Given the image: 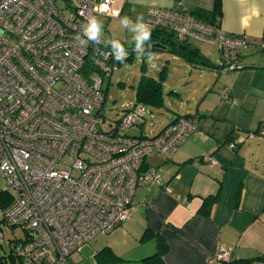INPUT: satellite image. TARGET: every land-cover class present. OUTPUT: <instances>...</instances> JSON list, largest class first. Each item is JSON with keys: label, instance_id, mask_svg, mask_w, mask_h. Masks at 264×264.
<instances>
[{"label": "built area", "instance_id": "built-area-1", "mask_svg": "<svg viewBox=\"0 0 264 264\" xmlns=\"http://www.w3.org/2000/svg\"><path fill=\"white\" fill-rule=\"evenodd\" d=\"M112 3L0 0V174L3 191L13 193L2 221L25 232L10 245L20 264L65 263L97 235L122 225L136 187L161 184V170H144L145 159L159 154L170 160L195 129L178 116L154 136L128 135L145 123L149 110L140 103L122 110L110 129L99 127L103 80L117 70L120 56L115 44L90 38L87 28L93 19L117 17ZM143 23L180 42L216 46L219 72L242 67L238 51L245 37L201 22L182 3L175 10L150 6L139 31ZM259 48L264 51V43ZM197 160L221 165L210 155ZM216 259L228 264L232 253L220 247Z\"/></svg>", "mask_w": 264, "mask_h": 264}, {"label": "crops", "instance_id": "crops-1", "mask_svg": "<svg viewBox=\"0 0 264 264\" xmlns=\"http://www.w3.org/2000/svg\"><path fill=\"white\" fill-rule=\"evenodd\" d=\"M214 2L113 0L111 8L118 16L106 18L137 23L150 6L175 10L178 3L194 16L195 11L211 12ZM220 6L218 26L246 40L238 51L242 67L236 71L219 72L220 53L211 44L188 41L202 57L192 64L167 45L162 44L164 50L150 48L159 41L147 39L135 52L118 50L115 41L104 42L97 35L104 45L115 44L118 64L133 52L145 53L144 58L150 52L167 54L166 73L172 64L178 65L190 83L178 93L187 94L188 101L153 135L178 116L190 119L195 129L170 160L159 154L145 159L144 170H161V184L136 187L122 225L97 235L65 263L56 264H226L216 259L220 247L231 251L233 261L264 255V51L259 48L264 43V0H220ZM230 143H236L235 148ZM204 155L221 165L197 160ZM215 195L216 202L206 206L205 199ZM158 239L164 250L154 262Z\"/></svg>", "mask_w": 264, "mask_h": 264}, {"label": "rangeland", "instance_id": "rangeland-1", "mask_svg": "<svg viewBox=\"0 0 264 264\" xmlns=\"http://www.w3.org/2000/svg\"><path fill=\"white\" fill-rule=\"evenodd\" d=\"M97 35L104 42H116L118 50L130 48L132 51H141L147 39H139L140 31L137 23L133 19L129 21L120 19H112L99 17L97 19ZM142 44V45H141ZM126 51V50H125ZM128 55V53H127ZM130 57H121L118 68L109 78H104L102 89L106 94V100L102 107L101 120L103 121L99 127L103 130L110 129L111 126L119 120L122 110L129 109L135 103L136 87L142 75L143 65L146 68V75L153 79L162 81V102L163 105L158 108H150V112L145 116V123L140 129H129L126 131L128 135L139 136L143 133L144 136H152L167 120L173 116V113L179 111L178 108L186 106L188 97L187 94L178 95L183 89V86L190 85L187 78H183V71L178 65H171L174 70V76L167 74L164 69L165 55L164 52H137L130 53ZM189 73V72H188ZM98 72H92V79H97ZM162 76L164 78L162 79ZM179 77V78H176ZM3 178L0 174V230L3 239L0 242V264H20L10 252L11 242L16 239L25 238V232L19 227H10L3 220V212L10 206L13 193L3 192Z\"/></svg>", "mask_w": 264, "mask_h": 264}, {"label": "trees", "instance_id": "trees-1", "mask_svg": "<svg viewBox=\"0 0 264 264\" xmlns=\"http://www.w3.org/2000/svg\"><path fill=\"white\" fill-rule=\"evenodd\" d=\"M220 0H215L214 7L211 12H203V11H195L192 12L193 15L203 21L204 23L218 26V24L215 22L216 17L220 15L221 8H220ZM149 41L156 42L159 41L161 44L167 45L169 47V50L177 55L183 56L188 62L195 63L199 61V58L201 59V55L195 49L192 47L187 41L180 42L178 41L174 35L168 31L164 30H154L151 33V36L149 38ZM197 58V60H196ZM142 75L139 79V82L136 87V93H135V103H140L145 105L146 107L150 108H158L163 105L162 102V81L160 79H153L146 75L145 72V66L142 67ZM164 76H162V79ZM154 136V135H153ZM5 193V192H4ZM3 196L0 194V197ZM217 195L208 197L205 199V205L210 206L212 203L216 202ZM1 201V199H0ZM12 203V202H11ZM207 212V210L205 211ZM148 233L147 231L143 235L142 238L147 237ZM161 240L158 239V247L159 251L158 253L152 258L154 262L160 261V253L163 252L164 249L161 247ZM253 262H260L264 263V255H260L256 258L252 259H241L237 261H231L228 264H252Z\"/></svg>", "mask_w": 264, "mask_h": 264}, {"label": "clouds", "instance_id": "clouds-1", "mask_svg": "<svg viewBox=\"0 0 264 264\" xmlns=\"http://www.w3.org/2000/svg\"><path fill=\"white\" fill-rule=\"evenodd\" d=\"M137 18L143 21L142 17H137ZM139 28H140V36L138 38L139 39H149L151 36L150 27L146 23H143L139 26ZM87 34L90 38H95L97 34V23L95 19H93V21L88 25Z\"/></svg>", "mask_w": 264, "mask_h": 264}, {"label": "water", "instance_id": "water-1", "mask_svg": "<svg viewBox=\"0 0 264 264\" xmlns=\"http://www.w3.org/2000/svg\"><path fill=\"white\" fill-rule=\"evenodd\" d=\"M150 48L153 49V50H159V49L164 50L166 48V46H164V45H162L160 43H152L150 45Z\"/></svg>", "mask_w": 264, "mask_h": 264}]
</instances>
